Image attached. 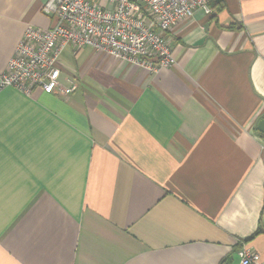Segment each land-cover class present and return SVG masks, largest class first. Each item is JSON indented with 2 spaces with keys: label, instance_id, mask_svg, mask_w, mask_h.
Instances as JSON below:
<instances>
[{
  "label": "crops",
  "instance_id": "obj_1",
  "mask_svg": "<svg viewBox=\"0 0 264 264\" xmlns=\"http://www.w3.org/2000/svg\"><path fill=\"white\" fill-rule=\"evenodd\" d=\"M45 0H0V71ZM154 72L91 47L70 95L0 89V264H233L264 254V0H213Z\"/></svg>",
  "mask_w": 264,
  "mask_h": 264
},
{
  "label": "built area",
  "instance_id": "obj_2",
  "mask_svg": "<svg viewBox=\"0 0 264 264\" xmlns=\"http://www.w3.org/2000/svg\"><path fill=\"white\" fill-rule=\"evenodd\" d=\"M197 10L211 15L213 0H45L41 11L49 27L28 25L14 55L0 71V89L15 87L27 95L36 88L70 95L76 79L61 80L60 56L68 46L96 52L154 72L174 62L166 33ZM261 148L264 150V136ZM239 261L264 264V254L243 243Z\"/></svg>",
  "mask_w": 264,
  "mask_h": 264
},
{
  "label": "water",
  "instance_id": "obj_3",
  "mask_svg": "<svg viewBox=\"0 0 264 264\" xmlns=\"http://www.w3.org/2000/svg\"><path fill=\"white\" fill-rule=\"evenodd\" d=\"M257 129L260 133L264 134V116L259 120Z\"/></svg>",
  "mask_w": 264,
  "mask_h": 264
},
{
  "label": "trees",
  "instance_id": "obj_4",
  "mask_svg": "<svg viewBox=\"0 0 264 264\" xmlns=\"http://www.w3.org/2000/svg\"><path fill=\"white\" fill-rule=\"evenodd\" d=\"M264 136V134H262Z\"/></svg>",
  "mask_w": 264,
  "mask_h": 264
}]
</instances>
